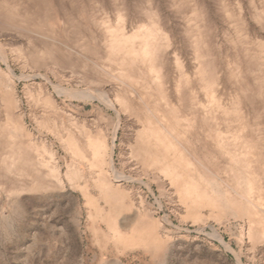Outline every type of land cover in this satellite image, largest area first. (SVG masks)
<instances>
[{"label":"rangeland","instance_id":"obj_1","mask_svg":"<svg viewBox=\"0 0 264 264\" xmlns=\"http://www.w3.org/2000/svg\"><path fill=\"white\" fill-rule=\"evenodd\" d=\"M0 264H264V0H0Z\"/></svg>","mask_w":264,"mask_h":264}]
</instances>
